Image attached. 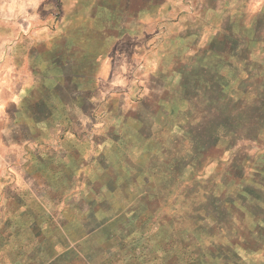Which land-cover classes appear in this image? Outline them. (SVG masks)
I'll use <instances>...</instances> for the list:
<instances>
[{
	"label": "rangeland",
	"instance_id": "374dc122",
	"mask_svg": "<svg viewBox=\"0 0 264 264\" xmlns=\"http://www.w3.org/2000/svg\"><path fill=\"white\" fill-rule=\"evenodd\" d=\"M0 264H264V0H0Z\"/></svg>",
	"mask_w": 264,
	"mask_h": 264
},
{
	"label": "crops",
	"instance_id": "0c3cea01",
	"mask_svg": "<svg viewBox=\"0 0 264 264\" xmlns=\"http://www.w3.org/2000/svg\"><path fill=\"white\" fill-rule=\"evenodd\" d=\"M69 35L58 33L51 36L49 39L45 40L44 42L47 43V48L50 51H54L56 49H68L69 48Z\"/></svg>",
	"mask_w": 264,
	"mask_h": 264
}]
</instances>
